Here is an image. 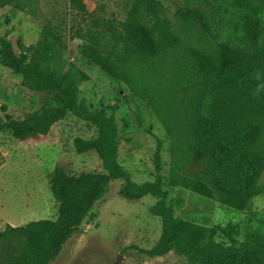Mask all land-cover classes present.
<instances>
[{
  "label": "rangeland",
  "instance_id": "1",
  "mask_svg": "<svg viewBox=\"0 0 264 264\" xmlns=\"http://www.w3.org/2000/svg\"><path fill=\"white\" fill-rule=\"evenodd\" d=\"M161 1L174 21L180 8L202 12L208 26H198L203 40L200 44L212 50L219 44H224V50H244L253 42L257 22L264 26V0ZM131 2L27 0L23 10L6 5L0 7V35L8 32L7 37L18 51L19 41L31 45L50 39L51 32L61 34L62 41L52 51L50 66L61 72L79 97L114 118L117 160L134 181L153 178L158 142L164 176H169L177 163L189 172L199 171L201 161L186 152L197 133V123L211 115L219 97L213 57L206 55L200 66L195 64L190 45L179 48L166 57L163 65H154L147 74L138 76L131 87L125 80L113 81L79 52V45L88 42L107 53ZM247 20H252L254 33L249 32ZM44 103L53 105L55 101L49 94L23 87L17 76L0 65V107L5 104L6 112L21 119ZM93 131L86 122L67 116L55 123L46 136L20 141L8 132L0 133V230L6 224L21 225L56 216L57 204L51 193L56 166L71 172L102 170L94 151L77 154L73 148L75 136L89 137ZM121 185L120 179L110 181L106 193L50 264H188L185 255L173 251L152 257L139 251L138 248L152 247L161 234L160 218L150 213L156 199L145 195L127 200L118 193ZM260 185V194L251 198L243 210L174 184L166 188L168 200L178 214L200 224L208 233L210 230L215 240L231 244L219 231L220 226H232V234L239 242L250 239L256 231L264 235V169ZM118 256L121 259L116 263Z\"/></svg>",
  "mask_w": 264,
  "mask_h": 264
},
{
  "label": "trees",
  "instance_id": "2",
  "mask_svg": "<svg viewBox=\"0 0 264 264\" xmlns=\"http://www.w3.org/2000/svg\"><path fill=\"white\" fill-rule=\"evenodd\" d=\"M26 1L0 0V7L10 5L23 10ZM174 16L175 21L161 0H132L107 53L88 42L79 45L80 54L100 71L115 82L125 80L131 87L138 76L147 74L154 65H163L170 53L188 45L195 64L203 65L206 55L216 60L219 97L211 115L197 123V133L186 152L195 154L202 169L189 172L177 163L169 176H164L158 142L155 174L142 182L134 181L117 160L114 118L79 97L61 72L50 66L52 51L62 41L61 34L51 32L50 39L31 45L19 41L18 51L7 37L8 32L0 35V65L17 76L23 87L49 94L55 101L53 105L42 104L21 119L14 118L2 105L0 133L8 132L20 141L46 136L55 123L73 116L94 130L89 137L73 138L74 151H94L102 169L71 172L56 166L51 182L56 216L21 225L6 224L0 230V264H50L106 193L112 179L122 180L118 191L122 198L138 200L150 195L156 199L150 213L160 218L161 234L152 247L138 248L140 252L152 257L173 251L185 255L188 264H264L263 234L256 231L250 239L239 242L232 234V226L226 225L218 229L232 243L217 241L210 230L208 233L175 211L166 188L174 184L237 210L246 208L251 198L260 194V173L264 169V26L257 22L253 42L244 50H224V44L212 50L200 44L203 40L198 26H208L202 12L180 8ZM247 28L254 33L252 20H247ZM260 38L262 42L258 41Z\"/></svg>",
  "mask_w": 264,
  "mask_h": 264
},
{
  "label": "water",
  "instance_id": "3",
  "mask_svg": "<svg viewBox=\"0 0 264 264\" xmlns=\"http://www.w3.org/2000/svg\"><path fill=\"white\" fill-rule=\"evenodd\" d=\"M121 259V257L120 256H118V258H117V260H116V263L119 261Z\"/></svg>",
  "mask_w": 264,
  "mask_h": 264
}]
</instances>
